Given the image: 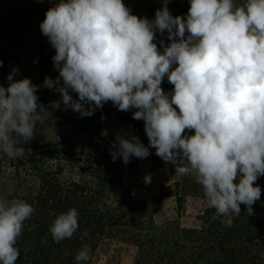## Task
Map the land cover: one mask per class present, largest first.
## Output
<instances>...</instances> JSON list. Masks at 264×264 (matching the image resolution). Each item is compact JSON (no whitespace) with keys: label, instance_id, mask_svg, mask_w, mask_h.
<instances>
[{"label":"clouds","instance_id":"9594fccd","mask_svg":"<svg viewBox=\"0 0 264 264\" xmlns=\"http://www.w3.org/2000/svg\"><path fill=\"white\" fill-rule=\"evenodd\" d=\"M189 3L186 16L174 17L165 6L149 20L132 14L123 0H58L40 23L59 72L44 86L60 93L51 107L62 102L81 116L107 102L120 111L136 109L133 119L144 121L155 154L176 173H195L215 209L213 220L239 216L241 204L253 215L261 197L256 181L264 176V0ZM157 32L168 34L162 51ZM16 71L7 87L0 85V152L13 159L31 154L23 145L43 123L41 113H48L36 94L39 86L14 80ZM165 77L170 92L161 87ZM149 147L138 136L117 134L111 156L127 164L130 157H148ZM34 212L23 199L0 198V264H16L17 242ZM78 216L71 208L55 217L49 226L54 242L73 237ZM90 259L84 244L76 264Z\"/></svg>","mask_w":264,"mask_h":264},{"label":"trees","instance_id":"16d2710c","mask_svg":"<svg viewBox=\"0 0 264 264\" xmlns=\"http://www.w3.org/2000/svg\"><path fill=\"white\" fill-rule=\"evenodd\" d=\"M57 2L35 0L32 9L37 11L35 18L39 21V30L46 11ZM6 23L5 31H2L5 47L0 57L3 61L0 82L8 85L4 66L9 61L19 60L17 46L21 42L22 30L19 31V24L11 18ZM39 38V77L36 83L39 87L36 94L48 113H41L43 123L37 122L34 138L23 145L31 149L30 155L13 159L0 152L7 157V168L12 170L8 200L23 199L35 209L31 218L25 221L22 236L17 242L21 255L16 264H76L75 256L84 244L91 248V259L82 264H94L106 240L135 246L134 264H264V176L256 181L261 188V197L252 206L253 215H247V209L241 204L239 216L233 214L213 220L215 209L206 202L195 216V225L185 227L178 220L182 216L181 210L185 209L178 193L177 219L163 223L155 219L157 208L154 200L130 197L127 200H112L110 193L115 189L130 193L131 187L126 185V178L134 171L137 161L134 156L127 164L122 157L113 161L111 150L116 140L108 146L104 142L98 143L75 156L68 155L65 150L55 151L54 146H49L45 132L61 125L59 109L51 107V102L61 99V96L54 88L45 87L44 80L48 77L55 81L59 72L54 68L52 58L55 54L48 48V38L42 32ZM163 40L166 46L168 41ZM155 43L162 51L161 40H155ZM96 119L97 116L87 119L79 113L69 126L74 131L77 127L74 135L82 136ZM115 124L120 128L118 121ZM131 125L134 129V124ZM140 134L135 130L126 132L121 129L120 132L125 138ZM49 148L52 150L49 151ZM53 160L57 164L50 165ZM63 163L69 165L78 179L62 180L67 167ZM71 208L78 210L79 229L72 238L56 243L49 226L57 215ZM85 231L88 235L82 236Z\"/></svg>","mask_w":264,"mask_h":264},{"label":"rangeland","instance_id":"374dc122","mask_svg":"<svg viewBox=\"0 0 264 264\" xmlns=\"http://www.w3.org/2000/svg\"><path fill=\"white\" fill-rule=\"evenodd\" d=\"M169 1L173 2L172 11L169 12L174 17L185 16L183 12L179 13L178 10L182 4L184 7L189 8V0ZM236 2L239 4L243 0H236ZM34 3L35 0H0V33L5 31V25L8 24L6 22L10 18L15 24H19V31L22 30L21 42L17 46L21 50V62L20 65H12L11 71L14 68L17 69L15 73L17 80L28 78L32 83H34L38 75V45L41 32L39 30V21L35 18L37 11L36 9H32L37 4V2ZM157 10L160 9L150 10V14L153 12V18H155ZM6 30L9 31V27H6ZM164 34L168 35L167 32ZM161 87L165 92H170L173 89V85L166 81V77ZM72 95L73 98H78L75 93H72ZM60 100L59 98L56 101ZM134 111L136 109H130L127 112L120 111L111 102H107L102 108L95 109L92 116H86L87 119L97 116V119L85 134L76 136L74 132H76L77 127L74 131L69 124L71 119L79 117V113L71 109H65L62 103L59 108L61 125L49 129L45 132V136L48 140L47 142L50 144L49 146H54L53 150H65L69 152L68 155L70 156L87 151L93 145L101 142H104L108 146L110 142L116 140V136L120 134L121 129L126 132L135 130V132L141 133L138 136L140 141L145 147H149L148 137L144 131V121L133 119ZM116 121H118L120 128L116 126ZM131 124H134V129ZM186 134L191 135L193 133L187 132ZM49 149V151L52 150V148ZM149 153V156L146 158H137L134 171L126 178V185L131 187L130 193L115 189L110 193L112 200L128 199L129 197L135 200H154L155 207L157 208V212L154 214L155 219L158 223H163L177 219L178 206L176 203V193H178L185 207L184 210H181L182 216L178 220L185 227L194 226L196 223L195 216L199 210L204 208L207 202L206 199H203L205 196L202 186L195 182V173L190 172L186 175L176 173V166L170 162L166 163L158 157L155 154L154 148L149 147ZM6 159L7 157L0 154V198L8 200L11 194L12 170L7 168L8 159ZM55 164H57L56 160L50 162V165ZM63 164L66 165L65 163ZM66 166L62 180L69 182L73 179H78V175L71 172L69 165ZM136 252L137 248L133 245L118 240H106L95 257L94 264H134Z\"/></svg>","mask_w":264,"mask_h":264},{"label":"crops","instance_id":"0c3cea01","mask_svg":"<svg viewBox=\"0 0 264 264\" xmlns=\"http://www.w3.org/2000/svg\"><path fill=\"white\" fill-rule=\"evenodd\" d=\"M123 2L125 3L126 6H128L131 11L132 14L137 15L138 17L141 18H148L149 20H154L155 18H153L152 13L150 14V10H154L156 8L162 9L163 7H167L169 11H172V6H173V2H170L169 0H123ZM54 6V5H53ZM51 6V7H53ZM189 8L184 7V5H180V9L178 10L179 13L183 12V14L186 16L187 12H188ZM156 40H161L163 42H165L163 39L168 40L167 39V35L163 34L161 35L159 32L156 33ZM160 42V41H159ZM4 37L3 34L0 33V57H1V52L3 50L4 46ZM48 48L50 50V52L55 54V49L50 45L49 41H48ZM19 50V60L18 61H9L5 66H4V76L7 78L9 76V74L12 72L11 71V67L14 64L20 65L21 62V50ZM37 78L34 81L33 84L36 85L38 77H39V68H38V62H37ZM14 80H17L16 78V74L13 76ZM0 85H3L4 87H7L8 85L5 84V82L1 81ZM75 119V118H74ZM71 119L70 121L74 120Z\"/></svg>","mask_w":264,"mask_h":264}]
</instances>
